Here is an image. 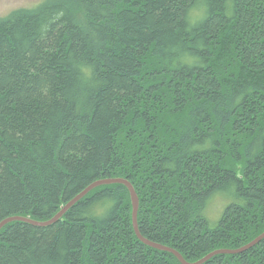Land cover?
I'll return each mask as SVG.
<instances>
[{"label":"trees","instance_id":"obj_1","mask_svg":"<svg viewBox=\"0 0 264 264\" xmlns=\"http://www.w3.org/2000/svg\"><path fill=\"white\" fill-rule=\"evenodd\" d=\"M109 178L135 187L142 235L191 263L264 233V0H47L0 18V223L49 221ZM0 264L181 263L137 238L115 184L51 227L5 226ZM206 264H264V240Z\"/></svg>","mask_w":264,"mask_h":264},{"label":"water","instance_id":"obj_2","mask_svg":"<svg viewBox=\"0 0 264 264\" xmlns=\"http://www.w3.org/2000/svg\"><path fill=\"white\" fill-rule=\"evenodd\" d=\"M115 184H120V185L125 186L130 192L131 201H132V205H133V226H134L135 233H136L137 237L140 239V241L144 245H147V246H149L153 249H156L158 251L173 254L181 264H206L209 261H211L213 258L220 256V255H238V254L244 253V252L256 247L257 245H259L264 240V234H263L260 237H258L255 241H253L252 243L246 245L245 247H242V248L236 249V250H229V249L217 250V251L210 253L209 255H207L202 260L197 261L195 263H191V262L187 261L183 257V255H181L177 250H175L171 247H167L163 244L153 242V241L145 238L142 235V233L140 232V229H139V224H138V215H139V210H140V199H139V196H138L136 189L133 186V184L128 179H125V178H109V179H105V180H98V181L92 183L85 190H83L81 193H79L73 200H71L67 205H65L63 207L62 211L49 221L42 222V221L34 220L30 217L12 216V217L5 219L4 221H2L0 223V231L5 226H7L8 224L13 223V222L26 223V224H29L31 226L39 227V228L51 227V226L55 225L56 223H58L59 221H61V219L74 206H76L83 198H85L90 192H92L93 190H95L96 188H99L101 186L115 185Z\"/></svg>","mask_w":264,"mask_h":264},{"label":"rangeland","instance_id":"obj_3","mask_svg":"<svg viewBox=\"0 0 264 264\" xmlns=\"http://www.w3.org/2000/svg\"><path fill=\"white\" fill-rule=\"evenodd\" d=\"M47 0H0V18H6L13 12L17 10H34L41 7ZM246 113L242 114V118L245 117ZM249 115L256 114V107L251 106L248 110ZM136 144H130L127 153L135 151ZM234 156L230 154L228 160H233ZM235 168L238 169L239 177H243L244 166L242 164H236ZM231 201L224 199V196L218 195L212 202L210 209L208 208V213L211 215L210 219L215 221L214 223L219 222L222 215V210L230 204ZM221 212V213H220ZM220 213V214H219ZM219 214V215H218Z\"/></svg>","mask_w":264,"mask_h":264},{"label":"bare ground","instance_id":"obj_4","mask_svg":"<svg viewBox=\"0 0 264 264\" xmlns=\"http://www.w3.org/2000/svg\"><path fill=\"white\" fill-rule=\"evenodd\" d=\"M100 180H105V179H100ZM97 181H98V180H97ZM95 182H96V181H95ZM106 186H107V185H106ZM136 192H137V191H136ZM137 194H138V193H137ZM130 198H131V196H130ZM131 203H132V201H131ZM64 206H65V205H64ZM64 206H63V207H64ZM63 207L61 208V211H62ZM61 211H60V212H61ZM60 212H59V213H60ZM59 213H58V214H59ZM132 218H133V205H132ZM133 227H134V226H133ZM134 231H135V230H134ZM135 234H136V233H135ZM263 234H264V233H262L261 235H263ZM261 235H260V236H261ZM136 236H137V235H136ZM260 236H258V237H260ZM258 237H257V238H258ZM137 238H138V237H137ZM257 238H256V239H257ZM138 239H139V238H138ZM256 239H254L253 241H255ZM139 240H140V239H139ZM253 241H252V242H253ZM252 242H251V243H252ZM249 244H250V243H249ZM146 246H147V245H146ZM148 247H149V246H148ZM167 247H168V246H167ZM150 248H151V247H150ZM155 250H156V249H155ZM157 251H158V250H157ZM172 255H173V254H172ZM204 258H205V257H204ZM201 260H202V259H201Z\"/></svg>","mask_w":264,"mask_h":264}]
</instances>
